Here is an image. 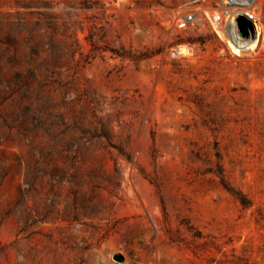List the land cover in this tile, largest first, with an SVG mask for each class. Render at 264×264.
Returning a JSON list of instances; mask_svg holds the SVG:
<instances>
[{
	"label": "rangeland",
	"instance_id": "1",
	"mask_svg": "<svg viewBox=\"0 0 264 264\" xmlns=\"http://www.w3.org/2000/svg\"><path fill=\"white\" fill-rule=\"evenodd\" d=\"M203 5L0 0V264H264V1L240 56Z\"/></svg>",
	"mask_w": 264,
	"mask_h": 264
},
{
	"label": "built area",
	"instance_id": "2",
	"mask_svg": "<svg viewBox=\"0 0 264 264\" xmlns=\"http://www.w3.org/2000/svg\"><path fill=\"white\" fill-rule=\"evenodd\" d=\"M203 1V6H194L178 13L173 20L175 27L181 30H200L209 25L220 39L234 45L249 42L253 38L248 24L253 26L256 35L255 22L260 23L264 0ZM243 27L246 28L247 37L241 35Z\"/></svg>",
	"mask_w": 264,
	"mask_h": 264
},
{
	"label": "bare ground",
	"instance_id": "3",
	"mask_svg": "<svg viewBox=\"0 0 264 264\" xmlns=\"http://www.w3.org/2000/svg\"><path fill=\"white\" fill-rule=\"evenodd\" d=\"M262 27L260 25V23L255 22V33L256 35H253V38L246 43H240L239 45H233L232 43H229L230 47L233 50V53L237 54V55H242V52H246V51H255L261 47V43H262ZM179 53H184L187 54L189 53L188 49L185 48H179Z\"/></svg>",
	"mask_w": 264,
	"mask_h": 264
},
{
	"label": "water",
	"instance_id": "4",
	"mask_svg": "<svg viewBox=\"0 0 264 264\" xmlns=\"http://www.w3.org/2000/svg\"><path fill=\"white\" fill-rule=\"evenodd\" d=\"M248 27L250 28V30H251V32H252V34L254 35V28H253V26L251 25V24H248ZM241 35L244 37H247V31H246V28L245 27H243L242 29H241Z\"/></svg>",
	"mask_w": 264,
	"mask_h": 264
}]
</instances>
